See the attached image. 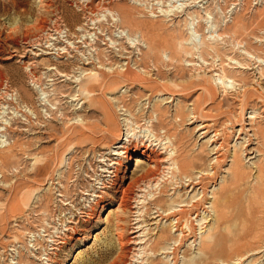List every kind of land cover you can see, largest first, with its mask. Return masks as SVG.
Here are the masks:
<instances>
[{"label":"rangeland","instance_id":"obj_1","mask_svg":"<svg viewBox=\"0 0 264 264\" xmlns=\"http://www.w3.org/2000/svg\"><path fill=\"white\" fill-rule=\"evenodd\" d=\"M53 2L59 16L39 17L36 0H0V264H264V0H107L114 10L128 6L126 20L109 10L91 19L73 0ZM156 32L163 34L154 46L167 79L184 68L178 81L199 79L215 94L200 118L190 120L188 112L187 121L177 119L178 107L190 111L201 90L184 91L187 101L160 97L174 99L169 136L185 135L195 174L210 170L199 174L207 176L204 194L201 185L185 182L175 189L166 171L167 187L156 197L165 207L173 197L185 211L182 225L178 217L163 219L160 232L150 225L155 209L144 208L159 192L154 186L138 190L121 225L115 202L95 206L108 185L110 159L118 158L129 132L150 130L169 141L153 112L137 124L118 104L134 91L111 73L129 58L133 68L146 63L155 78L142 35ZM102 69L117 80L103 96L88 90L96 80L85 83ZM107 102L115 104L123 140L96 142L101 130L86 137L81 122L109 111ZM216 129L225 132L220 142ZM221 141L227 146L215 154ZM135 165L129 162L130 172Z\"/></svg>","mask_w":264,"mask_h":264},{"label":"bare ground","instance_id":"obj_2","mask_svg":"<svg viewBox=\"0 0 264 264\" xmlns=\"http://www.w3.org/2000/svg\"><path fill=\"white\" fill-rule=\"evenodd\" d=\"M73 1L78 7L81 8L84 14H87L91 19L100 18V14L103 13V10L116 12L117 16L121 20L129 16V8H127L128 6L125 8L123 7L124 9L122 8L114 10L106 4L107 0ZM36 2L40 11L39 17H41L43 13L49 12L53 16H59V10L56 9L53 0H36ZM142 36L150 44V49H147L145 53L149 55L148 57H150L151 53L153 54V58L156 62V67L158 69V72L156 74L157 76L155 78L151 76L149 66L146 63L137 62V68H140L138 70L137 68H133L131 66V61L129 60V58L125 59L127 62L126 64L122 65V69H114L111 73L115 74V76H119L121 79L123 78L124 80H122L125 83V85L123 86L130 89L129 92L134 91V93L132 94L130 99L127 98L129 95H124L122 97V100L117 102L118 104H122L126 111L135 118L137 124H139L142 119L147 118L146 116L148 112H153L155 114H153V117L156 116L155 118L157 120L158 126L162 128V130L163 126L167 127V131H165L164 133H166L165 137L168 136L167 139H169V141L163 143V134L159 133L158 135H155L154 133H151L150 130L142 131L141 135H139L136 129H133L132 132H129V135L126 136L124 143H122L120 149L117 150L116 154L118 155V158L110 159V178L108 179V185H105V190H102L97 194L95 206L99 205L100 208H103L106 206H110L113 202H115L116 207L112 211L116 213L115 218L117 225H121L125 222L123 215L127 212V210H131L132 208H134L132 205L133 201L137 200L138 190H142L143 187L154 186L157 190H159V192H152L147 197V200L150 201L147 204L146 202H144V208H148V206L151 205L153 209H155V211L153 212L154 216L151 217V220L153 222H151L150 225H155V229L158 228V232H160L161 224L163 225V219L169 220L171 218L178 217V222L176 223H178V225H182L183 215L185 211L176 209L178 206H180V204L179 202H176L173 197L170 200V204L166 207L162 205L163 202L161 197H156L157 194H162V189L164 192L165 188L167 187H165V185L161 186V180H165L166 171L167 175H171L170 183H172L171 186H175V189L180 187L179 184L185 182L186 186L201 185L203 194L206 191V189L204 188V181L207 179V176H203V173L210 171L209 169H199V171L195 174L194 170L196 168L193 164L194 158H190L189 154L187 153L188 145L186 146V143L182 145V141L185 140L184 134L180 132L178 136L177 132H173L171 137H173L174 140H171V137L169 135H171L172 130L175 131V124H170L171 122L168 121V118L170 117L169 113H171V108L168 106V104L172 103L176 96L183 97L187 101L188 97L186 95H183L186 94L184 92L186 90H190L192 92L201 90L199 98L196 99L192 104H190L192 106V109H190V111H185L181 105H179L177 110V119L179 121H187L188 112L191 115V117L189 118L190 120H194L195 118V120H197L202 116L201 112H203L204 110L202 108L205 107L208 109L209 104L211 105V102L214 101L215 94L211 86L204 85L199 81V79H197V82H195V78L194 80H186L183 82L178 81L180 78L184 77V68L180 69L179 72H175L174 80H168L167 78L169 77V72L163 70L161 67V65H163V55L162 53H159V51H157V47L154 46L156 40L160 39L161 41H163V34H157L156 32L152 34V36L148 35V33L143 34ZM175 57H177V52L171 50L169 55L170 60L173 61ZM87 64L89 63H86V65ZM100 74L103 77H100ZM87 80L88 81L85 82L86 84L92 80L97 81L98 84L96 83V86H92L91 89H88L87 87V89L92 91H99L102 96L108 93L110 94V92H113L117 89V80L110 79L107 72H105V70L103 71V69L102 71H98V73L96 72L89 75ZM247 93L248 91L244 92L243 96H246ZM163 95H169L174 99L172 101L170 98L160 99V97H163ZM145 101H148V107L146 106L148 103H143ZM106 105H108L109 111L106 110L105 112H103V115L101 117H98V115L96 118V116H94L95 113H92V116L94 117L90 116L92 117V119H97L96 123H91L90 120L92 119L84 118L85 120L81 122V127L84 130L82 134L86 137H90L86 135V132H89L94 136H99V131L101 130L103 134L101 135V138L99 137L100 139H98L96 142L104 141L108 138V136L114 138V140H123L122 134L118 133V123L115 121L113 111L111 109V106L115 104L107 102ZM239 131H243L242 128L239 129ZM215 132V135L217 137L216 142H220L219 140H221V138L224 139V137H226L224 131L221 132L219 129H216ZM226 146V142L221 141V143H219V146L215 145L212 148V152H214V150L218 148L215 154H219V152H221V149ZM219 156H217V160L220 158ZM133 160H136V165L134 170L130 172L129 162H133ZM239 166L240 159L235 155L232 167L234 176L236 177H238L239 174ZM199 174L203 175L199 176ZM214 174H216V171H214ZM186 182H188L189 184L187 185ZM154 183L155 185H153ZM217 205L218 207H220L219 204ZM186 223L187 228L190 230L191 227L189 226L188 222ZM162 231L163 237H165L167 229H164L163 227ZM119 236L122 237V234L120 233ZM120 246L121 248L125 247L124 240L120 241Z\"/></svg>","mask_w":264,"mask_h":264}]
</instances>
